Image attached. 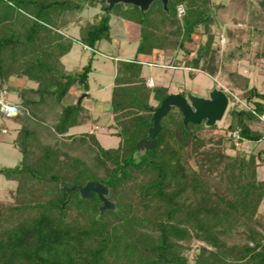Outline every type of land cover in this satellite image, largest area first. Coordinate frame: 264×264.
<instances>
[{
  "label": "trees",
  "instance_id": "obj_1",
  "mask_svg": "<svg viewBox=\"0 0 264 264\" xmlns=\"http://www.w3.org/2000/svg\"><path fill=\"white\" fill-rule=\"evenodd\" d=\"M240 1L252 18L264 21V0H257L260 11L252 0ZM99 5L100 13L82 19ZM107 6L102 0H0V93L20 96V113L10 119L20 124L14 144L22 153L18 165L0 168L17 183L14 200L0 202V264H264V180L258 179L263 152L247 156L237 149L264 139L253 127L264 125V91L226 69L246 56L251 41L217 55L214 26L224 5L213 0H169L168 10L156 0L144 13L132 4L105 11ZM111 14L139 26L137 53L146 60H117L110 98L95 99L99 113L113 116L120 138L117 147L105 148L95 131L70 133L86 123L88 109L83 97L68 96L74 87L90 91L95 51L112 40ZM71 24L92 51L77 70L63 62L74 44L66 33ZM199 33L206 39L190 48ZM159 55L162 66L186 68L192 76L227 72L247 106L229 109L222 132L218 123L208 127L204 120L186 126L173 107L161 120L156 146L139 152L137 143L153 124L151 109L170 94L144 74L145 64H155ZM260 56L264 61V50ZM227 95L232 98L231 91ZM49 113L55 115L52 131H46ZM3 128L9 130L5 121ZM48 134L56 139H45ZM88 181L107 187L115 207L101 211L97 194L86 199L63 189Z\"/></svg>",
  "mask_w": 264,
  "mask_h": 264
},
{
  "label": "rangeland",
  "instance_id": "obj_2",
  "mask_svg": "<svg viewBox=\"0 0 264 264\" xmlns=\"http://www.w3.org/2000/svg\"><path fill=\"white\" fill-rule=\"evenodd\" d=\"M216 4H223L224 8L217 12V18L219 20L218 26H214L216 33V42L214 47L220 48L217 55L221 56L224 52L232 49L240 42L251 41L249 49L242 59H235L231 63L226 65L227 72L236 70L242 75L250 78V87H256L260 91H264V61L260 56V53L264 50V21L262 18H257L254 14L252 18L251 10L244 7L240 0H213ZM256 8L261 10L257 0H252ZM100 5L87 9L82 13V19H92L94 15L100 13ZM261 19V20H260ZM111 41H103L98 49L95 51V58L93 62V71L90 73V91L78 92L77 88H73L68 96L69 101H73L75 97L84 98V105L88 109L85 114L86 123L82 126L74 127L70 130L71 134H80L85 131H95L99 141L105 148L117 147L120 142V138L115 136L116 129L112 127L115 124L113 116L111 114L99 113L96 110L95 99H99L102 102H106L110 98L111 89L116 75V63L119 59L133 60L138 56L137 49L139 44V26L133 22L122 19L121 17L111 14ZM257 26L262 29L261 33H251L250 31ZM202 31V30H201ZM228 31L232 35L229 36ZM67 34L74 38V44L72 50L63 57V62L67 68L71 70H77L86 65L89 61L92 51L82 45L79 40V28L78 26L70 25L66 31ZM206 39L203 33L195 36V42L191 43L190 48H197L199 43H202ZM194 55V54H192ZM182 54L178 55L181 58ZM146 60V57H141ZM155 64H145L144 74L151 77L149 82L152 81L166 85L169 87L170 93L183 92L187 95L191 92L199 97H207L209 92L217 87L222 89L226 93L231 91L232 98H230V104L224 118L218 122V130L222 132L227 128L230 123L229 109L235 105L240 107H246V101L241 98L243 90L237 86L231 87V82L228 80L227 72L219 73L215 77L209 75L203 71H197L192 76L190 71L186 68H170L162 65H166L163 56H158L157 59H153ZM23 81H16L17 84L22 85ZM24 83V82H23ZM25 86H34L32 82L27 81ZM8 96L4 100L7 103L17 105L21 102L20 96L12 92L7 94ZM18 107V106H17ZM104 107V105H103ZM20 110L18 108L17 113L12 112L10 114H18ZM52 114V113H51ZM48 114V126L52 131V125L55 121V115ZM11 117L4 115L1 116L0 122L5 121L9 130L6 134L0 132V168L2 167H14L18 165L22 159V153L14 144V139L17 135V129L20 124L15 123ZM100 120L96 122L98 119ZM3 119V120H2ZM255 129H259L264 133V125L256 123L253 125ZM43 132V135L47 133ZM49 137L45 139L54 141L55 136L48 134ZM66 139H63V141ZM62 141V139H59ZM62 141V142H63ZM237 149L244 152L247 156L250 154L262 153L263 160L259 159L258 179L264 180V139L259 143L245 141ZM237 150L227 148V152L231 155H235ZM17 187V183L12 180H8L3 174L0 173V202L9 203L14 200V194ZM264 209V208H263Z\"/></svg>",
  "mask_w": 264,
  "mask_h": 264
},
{
  "label": "water",
  "instance_id": "obj_3",
  "mask_svg": "<svg viewBox=\"0 0 264 264\" xmlns=\"http://www.w3.org/2000/svg\"><path fill=\"white\" fill-rule=\"evenodd\" d=\"M108 4L107 9L112 8L119 3L132 4L138 6L144 13L150 5L156 0H102ZM163 6L168 10L169 0H159ZM230 99L227 93L217 87L213 88L207 97H199L188 92L187 95L181 93H170L161 103L160 106L154 107L152 111V126L148 130V136L141 139L137 143V150L144 152L153 149L156 144V136L161 130V120L168 112L176 107L183 115V122L187 126L189 122L201 123L205 121V125L210 127L220 122L229 107ZM67 192L79 191L83 198L91 199L95 194L99 196L103 205L100 207L101 211L112 209L115 207L114 203L107 198L109 190L102 183L97 181H88L84 186L74 185L72 187L63 188Z\"/></svg>",
  "mask_w": 264,
  "mask_h": 264
},
{
  "label": "built area",
  "instance_id": "obj_4",
  "mask_svg": "<svg viewBox=\"0 0 264 264\" xmlns=\"http://www.w3.org/2000/svg\"><path fill=\"white\" fill-rule=\"evenodd\" d=\"M180 15L183 13V8H180ZM150 85H153V81H152V84L149 82ZM5 100V97L2 95V93H0V115H5L7 117H13L15 116L16 114L12 115L10 113H14L16 112L17 113V110H18V107L14 104H10V103H7L4 101ZM263 120H264V115L261 117ZM8 132V130L6 128H3L2 129V133L6 134ZM234 137L236 139H239V133L238 132H235L234 133Z\"/></svg>",
  "mask_w": 264,
  "mask_h": 264
}]
</instances>
